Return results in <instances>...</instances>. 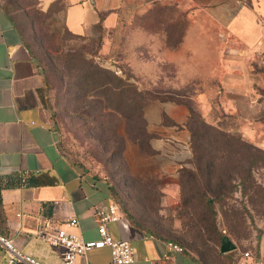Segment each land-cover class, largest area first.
Returning <instances> with one entry per match:
<instances>
[{"label": "crops", "instance_id": "obj_1", "mask_svg": "<svg viewBox=\"0 0 264 264\" xmlns=\"http://www.w3.org/2000/svg\"><path fill=\"white\" fill-rule=\"evenodd\" d=\"M63 1L65 25L79 35L98 22L100 13H105V25L112 24L125 3ZM144 1L175 5L184 24L172 46L159 31L148 35L149 56L133 61L135 76L146 73L153 83L210 85L211 92L218 86L231 105L227 112L243 119V138L264 148V77L257 70L264 55V0ZM46 96L45 76L0 2V234L21 252L58 264L61 249L39 236L44 224L97 240L94 208L112 199L103 180L83 173L61 150ZM142 114L146 131L153 135L148 143L153 153L126 140L123 157L135 172L153 161L154 173L174 182L181 168L192 167L187 111L155 99L145 103ZM30 175L41 184L27 185ZM71 217H76V226L69 224ZM108 231L114 239L131 243L132 264H205L187 250H170V240L139 229L122 210ZM7 255L0 247V264H11L10 258L5 261ZM257 256L264 264V231ZM109 259L110 249L104 246L78 255L76 264H106Z\"/></svg>", "mask_w": 264, "mask_h": 264}, {"label": "rangeland", "instance_id": "obj_2", "mask_svg": "<svg viewBox=\"0 0 264 264\" xmlns=\"http://www.w3.org/2000/svg\"><path fill=\"white\" fill-rule=\"evenodd\" d=\"M8 1L0 0L3 6ZM11 1V13L22 26L23 37L25 40L33 38L37 45L34 52L43 68L48 70L44 75L46 100L65 155L83 173L104 178L111 185L112 202L126 215L177 243L182 251L187 250L206 264H231V253L218 255L220 238L216 235L209 238L203 230L196 228L208 211L199 196L180 195L179 174L172 182L154 173L153 161L135 172L123 157L126 140L152 155L146 147L149 140L141 133L144 123L139 117L147 102L158 99L180 104L187 111L190 124L197 126L199 132L195 137L203 145L210 137L196 122L207 119L213 108L226 113L231 107L216 85L211 92L210 85L153 83L146 73L135 76L134 72H129L134 60L149 56L150 33L159 31L170 46L178 41L184 24L182 12L175 5L125 0L116 21L108 26L104 24L102 28L93 25L77 36L66 29L63 0L48 4L43 0ZM46 10V15L41 14ZM82 57L92 66L107 68L117 75L128 73L132 76L129 81L134 79L138 88L132 102L119 106L118 97H113L109 98L113 109L104 108L107 105L105 96L83 77L88 71L81 64ZM261 58L258 70L264 77V55ZM143 70L148 71L146 67ZM240 152L243 156L237 162L240 163L238 173L241 178L246 176L249 161L258 160L251 170L256 184L239 182L237 177L231 193L230 183L218 185L216 189L223 188V196L214 201L215 220L219 229L235 244V257L239 251L253 252L264 228V155H259L262 159H247L254 155L252 150L243 147ZM211 187L215 188V183ZM8 259L9 256H5V261Z\"/></svg>", "mask_w": 264, "mask_h": 264}, {"label": "trees", "instance_id": "obj_3", "mask_svg": "<svg viewBox=\"0 0 264 264\" xmlns=\"http://www.w3.org/2000/svg\"><path fill=\"white\" fill-rule=\"evenodd\" d=\"M12 1L9 0L4 6V11L9 14L11 17L14 26L17 28L21 39L23 40L27 49L31 52L34 59L36 60L38 66L42 70L45 75L48 73V70L43 68L40 63V59H38L36 53L34 52V48H37L36 42L33 40H25L23 37L24 33L22 32L21 25L17 23L12 15ZM47 11H42L41 14H47ZM104 17L105 13L99 14V20L95 24L98 28H102L104 26ZM67 31L68 28L66 27ZM70 32V31H69ZM72 33V32H71ZM73 35V33H72ZM79 36V34H74ZM82 66L87 69L88 72L83 76L84 79H88L89 83L95 90H98L100 94L104 95L107 101V105L104 108L113 109V105H110L111 100L109 98L118 97V105H128L132 102V97H134L138 88L134 84L133 81H129V78L132 77L128 73H125L123 76L117 75L114 71H111L104 67H95L90 64V62L86 61L84 57H82ZM258 70V69H257ZM260 71V70H259ZM129 72H133L131 68H129ZM163 100L165 98H162ZM191 109L189 108V111ZM128 117V116H127ZM141 123H144L143 128L141 129V133L144 137L149 140L153 135L148 133L145 129V120L143 118L142 112L139 114ZM243 123V119L236 114H232L229 112H222V110H216L213 108V112L211 115L205 119H201L196 122V125L201 126V130L207 133L210 137L209 140L203 145L201 142H198V138L195 137L197 130V126L194 127L190 124V118H187L186 126L190 132V146H191V159H192V167H183L179 170V192L180 195H184L188 193L190 198L200 197V199L204 200L206 210L208 211V215L202 216V221L200 222V226H196L197 229L203 230L206 236L212 238L213 235L220 238L226 236L218 226L217 220H215V216L217 214V210L214 208V201L220 200V197L223 196L222 189H216L218 185H222L224 183H230V193L234 188V182L237 177L239 182L248 181L252 182V184H256L253 180L252 168L257 164L258 160L249 161V165L246 168V176L241 178L239 177L238 168L239 164L237 159H242L243 154H241L240 149L245 147L246 149L252 150L254 155L250 156L247 159H262L259 155H264V149L257 147L245 140L240 131L241 125ZM138 143V139H135ZM203 140V137L201 138ZM139 144V143H138ZM147 150L153 153V150L150 148L148 141L146 144ZM78 167V166H77ZM95 179L103 180L108 189H111V185L104 179L99 178L97 175H93ZM212 183H215V188H212ZM27 185H39L41 184V180L38 177L30 175L26 180ZM2 188V183L0 181V192ZM111 191V190H110ZM187 194V195H188ZM1 203V196H0ZM126 218L136 227L148 233L149 235L165 238L162 235H158L155 232L149 230L147 227L143 226L139 221L132 218L130 215H126L123 212ZM199 227V228H198ZM220 230V231H219ZM264 231L262 228L258 239ZM236 251L231 250L226 253L218 251L219 256H223L231 253L232 259L231 264H235L238 255L235 257L233 252ZM253 253L257 255V246L253 250ZM234 256V258H233ZM205 263V262H204ZM206 264V263H205Z\"/></svg>", "mask_w": 264, "mask_h": 264}, {"label": "built area", "instance_id": "obj_4", "mask_svg": "<svg viewBox=\"0 0 264 264\" xmlns=\"http://www.w3.org/2000/svg\"><path fill=\"white\" fill-rule=\"evenodd\" d=\"M97 219V231L99 239L84 240L81 236L68 232L60 228H52L46 222L39 231L42 240L50 245L61 249V257L58 264H76V258L80 254H85L91 248H101L104 246L110 249V259L106 264H132L134 263L133 247L127 240L114 239L109 231L108 224L115 221L120 216L119 206L115 202L106 205H97L94 208ZM69 224L76 226V217L69 219ZM0 247L9 254L11 264H46L31 257L17 249L12 240L0 234ZM168 247L173 251H181V246L177 243L168 242ZM235 264H260L258 256L251 250L238 252Z\"/></svg>", "mask_w": 264, "mask_h": 264}, {"label": "water", "instance_id": "obj_5", "mask_svg": "<svg viewBox=\"0 0 264 264\" xmlns=\"http://www.w3.org/2000/svg\"><path fill=\"white\" fill-rule=\"evenodd\" d=\"M235 244L227 237L224 236L220 245V252L226 253L235 249Z\"/></svg>", "mask_w": 264, "mask_h": 264}]
</instances>
